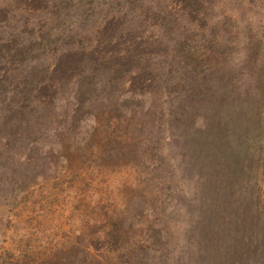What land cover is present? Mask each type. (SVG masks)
Listing matches in <instances>:
<instances>
[{"label":"rangeland","instance_id":"374dc122","mask_svg":"<svg viewBox=\"0 0 264 264\" xmlns=\"http://www.w3.org/2000/svg\"><path fill=\"white\" fill-rule=\"evenodd\" d=\"M109 20L154 69L116 103L20 86ZM1 79L0 264H264V0H0Z\"/></svg>","mask_w":264,"mask_h":264},{"label":"trees","instance_id":"16d2710c","mask_svg":"<svg viewBox=\"0 0 264 264\" xmlns=\"http://www.w3.org/2000/svg\"><path fill=\"white\" fill-rule=\"evenodd\" d=\"M120 22V20H109L106 22L97 32V42L94 47L88 48L87 46H83L79 49L61 50L57 58L54 59L55 64L52 68L45 67L26 70L20 86L24 88L29 86V89H34L33 91H35V94L33 95V99L41 102L43 100H50L53 92L59 89L66 91L67 87L72 84L70 81L75 77L74 79L76 82L75 87H73L74 97L78 102H82L85 99L82 96L84 94L82 93L83 89L89 87L92 82L99 81L102 84L101 91L98 93L90 91V95L92 96V94H94L93 96L98 97V94H100L99 98L103 99L100 101L116 103L118 94L116 93L117 89L115 87L124 79L127 73L132 74L133 69H138V73L132 74V83H134L137 77L141 80H146V74L152 73L154 70L152 67L149 68V65H145L147 60L141 58V41L136 40V34L133 32L134 29L132 27L123 26ZM72 38L73 36L68 37L62 33L61 38L56 41H65L69 43L73 40ZM132 42H134L135 45H132ZM42 43L43 39L40 40V43L38 42L36 44L43 45ZM83 44L84 41H81L80 46ZM31 48H33L32 45L20 46V48H18L19 51H17L16 48V52L11 54L17 58V60L14 61V63H16L15 66L18 63H23L26 57L33 55ZM49 50L57 51L58 44H52ZM37 57L39 56L37 55ZM155 76V74H153L152 77L150 76L151 79L149 82L152 83ZM6 77L8 76L4 74L2 78ZM0 84H2V79L0 80ZM13 89H16V87ZM31 91L32 90L29 91L30 94L33 92ZM0 92H2L1 89ZM8 95L7 93L3 94L2 101L6 100V104H4V109L6 110H3L2 117H12L15 114L12 105H9L11 103V98H9ZM128 99L129 98L124 97L123 101L126 102ZM261 210L264 211V208L261 207ZM196 218L201 220L200 215ZM201 229L204 230V228ZM257 232L259 235H252L253 237H251L259 240L261 235L264 236V233L263 230L262 234L260 231ZM261 250H263L264 253V248Z\"/></svg>","mask_w":264,"mask_h":264}]
</instances>
